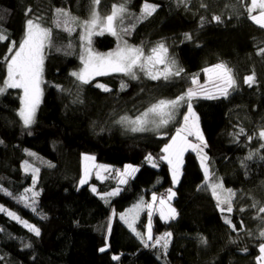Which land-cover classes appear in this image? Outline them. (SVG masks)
I'll list each match as a JSON object with an SVG mask.
<instances>
[{
  "label": "trees",
  "instance_id": "16d2710c",
  "mask_svg": "<svg viewBox=\"0 0 264 264\" xmlns=\"http://www.w3.org/2000/svg\"><path fill=\"white\" fill-rule=\"evenodd\" d=\"M120 2L101 0L100 15L110 14L112 5ZM145 3L156 6V11L137 22ZM248 6L250 0H186V4L127 0L128 11L118 30L135 27L130 34L120 31L121 40L143 48L145 54L164 43L169 58L184 71L169 80H152L137 69V79L111 74L80 84L71 73L82 68L80 24L90 18L92 0H0V31L7 36L0 41V87L7 79L5 61L18 48L26 21L51 29L41 75L43 97L34 123L29 128L22 124L19 90L0 95V189L11 194L0 191V205L40 229L37 236L0 213V264H258L259 246L264 243L260 237L264 213H258L264 207V139L259 137L264 130V55L257 52L264 48V29L248 18ZM57 9L76 18L71 25L75 31L64 30L62 17L56 26ZM214 15L221 21H214ZM90 47L95 53H108L116 49L117 40L110 34H94ZM218 63L233 69L237 87L227 98H193L191 103L207 145L211 182L236 193L231 213L227 205H222L223 212L217 207L210 189L200 188L204 172L192 151L183 154L180 179L173 183L169 163L162 157L179 120L163 129L151 123L141 132L117 123L122 116L134 119L152 103L175 99L202 84L203 70ZM248 75L255 78L251 87L244 83ZM250 153L253 158L246 160ZM85 154L117 170L131 165L137 171L121 186L114 172L104 181L91 178L80 187ZM149 155L156 167L148 165ZM24 162L39 169L35 185L22 170ZM29 188L39 193L35 210L30 201L26 207L19 199ZM116 188L117 195H106ZM169 189L175 195L165 203H172L176 218L167 223L154 215L153 240L144 242L147 205L154 196L161 201ZM27 195L31 197V192ZM138 203L144 210L134 233L119 214ZM166 232L172 234L167 249L163 240L156 244V237ZM200 237L207 243H200Z\"/></svg>",
  "mask_w": 264,
  "mask_h": 264
},
{
  "label": "snow or ice",
  "instance_id": "6c2138e0",
  "mask_svg": "<svg viewBox=\"0 0 264 264\" xmlns=\"http://www.w3.org/2000/svg\"><path fill=\"white\" fill-rule=\"evenodd\" d=\"M179 3H185L186 0H178ZM243 3V0H239ZM101 3V0H92V11L90 18L80 24V27L83 29L81 32V41L85 42L86 45L82 43V47H85V55L81 56V60L84 63V69L80 72H73L71 75L76 78L80 84H88L93 76L107 75L109 73H123L131 79H137V69L143 71L149 79L152 80H169L171 77H179L184 71L180 68L175 61V59H170L168 56V48L164 43H159L158 45L152 47L148 54H145V51L141 47L130 46L127 41H123L121 44H118L117 49L113 52L107 54L95 53L91 45V37L94 34H103L104 31H108L110 34L115 35L120 38V31H123L125 34H130L132 29L135 27V24H132L129 28H121L118 30V24L122 23L124 14L127 13V0H121L119 4H113L110 14L106 16H101L98 7ZM202 7H206L202 5ZM259 9V13L254 15L253 12ZM156 11V6L145 3L141 9L140 16L136 17V21L140 22L143 19L151 16ZM248 13V18L251 19L255 24L264 29V0H250V6L246 8ZM57 21L56 26L60 27L61 20L63 18L64 30L71 33L75 31L71 25L76 21L75 17H71L70 13L63 10H56ZM212 19L216 22L221 21L219 15H214ZM187 39H191V36L186 34ZM7 39V36L0 31V41ZM51 43V29L43 27L41 24L35 22L32 19L26 21L25 33L22 40L19 42L18 48H16L15 53L10 56V59H6L7 63V79L4 81L5 87H0V95H2L7 88H19L23 90V96L21 97V108L19 110V116L23 121L25 128L30 127L34 123L36 108L39 104L40 97V83L41 75L43 70V59H44V50L47 45ZM13 47H15V42H13ZM71 48V44L68 46ZM9 52H12L10 47ZM257 55H264V48H261ZM85 56L87 58H85ZM160 66H163L162 68ZM206 74L213 79L216 86V94L208 92L201 89L200 91L189 89L186 93L176 97L175 99H161L152 103L144 112L140 115H137L134 119H131L127 116H122L117 123L130 127L132 132H141L147 130V126L150 123L157 124V127L167 125L174 117L176 110L183 103H187L188 112L184 115V125L176 130V135L171 138L172 142L165 146L163 151L168 153L167 156L162 157L168 161L169 165L172 168V179L173 183H177L179 179V169L178 164L181 162L180 157L183 152L187 150L188 147H191L193 150L199 149L198 155L203 152V148H199V145L189 143L187 137L195 136L201 144L206 147L204 142L203 135L199 131L198 117L192 109L191 100L193 97L200 95L203 92L204 97L207 99H217L220 97L227 98L230 94V91L237 87V81L233 69L225 63H218L212 67L205 68L203 70ZM255 78L254 75H248L244 78V83L252 86ZM193 84L197 83V80L193 78ZM96 87L101 88L103 91H110L104 85L97 84ZM126 87L122 83L121 88ZM63 91V89H61ZM158 120V122H157ZM244 130L240 129V134H243ZM259 137L264 139V130L259 132ZM252 137H249L251 140ZM264 147V145H262ZM30 156H34V153H29ZM252 153H250L245 159L250 160L253 158ZM84 160H93V157L83 156ZM146 159L151 162V156L149 155ZM206 155L200 156L201 168L204 170V185L200 186L201 189L205 187L211 190V195L217 201V207L223 212L225 209L222 205H227V212L231 213L233 211L232 203L233 197L236 195L235 192L231 189L224 190L221 183L211 182V173L209 172L208 166L205 163L207 161ZM174 160L176 163H174ZM51 167L52 165L49 164ZM155 166V165H153ZM103 167V166H100ZM25 171L31 170L33 173V185L37 179L39 172L38 168L32 167L28 162L24 164ZM107 171V169H105ZM91 169L85 167L84 175L80 179V184L83 185L87 183V177L90 174ZM137 171L136 168H133L131 165H126L124 171L121 173L117 170V174L120 175V183H127L125 177L132 176ZM0 191H5L6 195H11L7 193L6 190L0 189ZM95 191V189H93ZM31 192V197L27 193ZM119 192V189L116 191L107 193V196H115ZM39 195L38 192L33 191L31 188L25 189L24 194H22L19 199L22 202H25V206H29L28 201L31 202L33 210H35L34 205L36 203L35 198ZM175 195L171 189H169L168 199L171 200ZM156 197H153L155 200ZM142 203V202H141ZM161 204H164L165 201L161 199ZM137 208L140 205L136 206ZM151 207V205H149ZM253 207H256V204H253ZM244 211V209H240ZM0 212H7V214L18 222L24 224L31 232L35 235H40V229L28 224L26 221H23L15 213L7 211L3 207H0ZM258 213H264V207H259ZM125 217L122 215L121 219ZM176 211L174 208H169L168 215L165 216L164 212H161V219H175ZM127 222V221H126ZM225 223L229 224L233 231H236L235 225L231 223V220L225 218ZM129 227L135 232V228L132 227V224H129ZM243 227V224H241ZM171 233L166 232L163 237H156V244H159L161 240L164 241L162 247L167 249L168 241L171 238ZM137 236H140L142 242L143 237L140 233H137ZM148 240H153L151 233V228L149 227L147 233ZM260 237L264 238V230H261ZM200 243L206 244L207 241L200 237ZM156 244L152 246L155 247ZM147 247L148 244L146 243ZM25 247H30V245H25ZM101 252L105 251L104 248L100 249ZM259 251L261 256L258 257V264L260 261H264V243H261L259 246ZM117 259V257H113Z\"/></svg>",
  "mask_w": 264,
  "mask_h": 264
},
{
  "label": "rangeland",
  "instance_id": "374dc122",
  "mask_svg": "<svg viewBox=\"0 0 264 264\" xmlns=\"http://www.w3.org/2000/svg\"><path fill=\"white\" fill-rule=\"evenodd\" d=\"M144 6V5H143ZM259 9H256L254 12H253V14L254 15H256V14H258L259 13ZM124 16H125V14H124ZM252 21V20H251ZM257 25V24H256ZM258 26V25H257ZM103 33H105V34H110L108 31H104ZM110 35H112V34H110ZM112 36H114L115 38H116V40H117V46H118V44H121L123 41L121 40V38H119L118 39V37L117 36H115V35H112ZM82 43L83 44H85V46H87L86 45V41L85 42H81V45H82ZM116 49H117V47H116ZM115 49V50H116ZM115 50H113V51H115ZM113 51H111V52H113ZM109 53V52H108ZM104 54H107V53H104ZM82 55H85V47H82L81 46V56ZM81 56H80V61H81V63H82V68L80 69V71H82L83 69H84V63L82 62V60H81ZM85 58H87L86 56H85ZM161 68L163 67V66H160ZM79 71V72H80ZM111 74H123V73H115V72H112V73H109V74H107V75H111ZM107 75H99V76H93L92 78H91V80L90 81H92L93 79H95V78H98V77H103V76H107ZM42 85L43 84H41L40 83V85H39V87H40V97H39V104H38V106H37V108H36V110L38 109V107H39V105L41 104V101H42V97H43V89H42ZM9 89H15V90H19L20 92H21V96H20V100H21V97L23 96V90L22 89H19V88H7L6 90H9ZM189 89H194V90H197V91H200L201 89H203V90H206V91H208V92H211V93H213V94H216V86H215V83H214V81H213V79H211L210 78V76L208 75V74H206L205 72H204V81H203V83L202 84H200V85H196V86H194V87H190V88H188L187 89V91L189 90ZM194 99H198V98H200V99H207V98H205L204 97V94H203V92H201V94L200 95H197V96H195V97H193ZM192 98V99H193ZM183 107H185L184 108V115L185 114H187V112H188V108H187V103H183V104H181V106L176 110V112H175V114H174V117H173V119L169 122V123H171V124H173V125H175L176 124V122L179 120V125H178V127H177V129L178 128H180V127H182L183 125H184V117H182V119H180V112H182V109L181 108H183ZM193 109V108H192ZM194 111V110H193ZM195 112V111H194ZM36 113V112H35ZM196 114V113H195ZM196 116H197V114H196ZM198 117V116H197ZM21 119V118H20ZM22 121V120H21ZM157 122H158V120H157ZM168 123V124H169ZM22 124H23V121H22ZM151 124V123H150ZM155 124V123H154ZM198 124H199V119H198ZM155 125H157V124H155ZM160 128H162L163 129V127H165V125H163V126H159ZM29 128V127H28ZM160 128H157V129H160ZM199 131H200V133L202 134V131H201V128H200V124H199ZM203 135V134H202ZM187 139H188V141H189V143H191V144H196V145H199V148H203V152L202 153H200L199 155H198V152H199V149H197V150H193L191 147H188L187 148V150H190V151H192L196 156H197V158H198V161L200 162V165H201V161H200V156L201 155H205V147H204V145L203 144H201L200 143V141L193 135V136H188L187 137ZM168 155V153H166V156ZM83 156H90V157H93L92 155H87V154H85V155H82L81 157H83ZM94 158V157H93ZM152 158V157H151ZM147 163H148V165L149 166H151V167H156V164L154 163V159L152 158L151 159V162H149L148 160H147ZM174 163H176V161L174 160ZM24 164H25V162L22 164V170L25 172V173H28V174H30L32 177H33V173L31 172V170H29V171H25V168H24ZM153 165H155V166H153ZM81 166H82V172H81V177H82V175H84V169H85V167H88V168H90L91 169V171H90V174L88 175V177H87V183H85V184H83V185H81L80 184V182H79V186L80 187H82V186H85V185H87V184H89L90 183V181H91V178H95V179H97L98 181H104V179L106 178V177H108V175L109 174H111V173H117V169H115L114 167H112V166H109V165H103V164H99V163H97L96 161H95V159H93V160H84L83 158H82V160H81ZM100 166H103V167H100ZM170 166V165H169ZM181 163H180V165H179V167H178V169H179V179H180V176H181V171H182V169H181ZM133 167V166H132ZM133 168H136L135 166L133 167ZM105 169H107V171L105 170ZM124 169H125V167L124 168H122V169H119V172H123L124 171ZM116 170V171H115ZM203 170V169H202ZM170 171H171V173H172V168H171V166H170ZM203 172H204V170H203ZM37 176H38V174H36ZM133 176V175H132ZM132 176H129V177H125V179L127 180L128 178H130V177H132ZM118 177H119V179H118V185L119 186H121V185H123V184H121L119 181H120V179H121V177H120V175H118ZM171 178H172V174H171ZM81 179V178H80ZM179 179H178V181H179ZM36 181H37V179H36ZM36 181H35V183H36ZM172 181H173V179H172ZM178 183V182H177ZM125 184V183H124ZM176 184V183H175ZM93 189H95V191H93ZM117 189H119V188H116V189H114V191H116ZM91 190L93 191V192H97V190H96V188L94 187V186H92L91 187ZM224 190H227V189H224ZM113 192V191H112ZM102 198H103V196L102 195H100ZM137 205H140V207L139 208H137L136 206ZM149 205H151V207H149ZM0 207H3L2 205H0ZM4 209H7V208H5V207H3ZM169 208H174L173 206H172V203L171 202H169V203H164V204H161L160 203V200H158L157 198L155 199V200H153V198L151 199V201L149 202V204L147 205V209H148V211L146 212L147 213V216H146V224L144 223V225L146 226V228H145V238H146V240H144V242H149V240H148V237H147V233H148V230H149V227L150 228H152L153 226V217H154V215H158L159 217H160V219H161V212H164V214H165V216H167L168 215V211H169ZM175 209V208H174ZM143 210H144V206H142V204L141 203H138V204H135V205H133L132 207H130L128 210H126V211H124L123 213H121V214H119V218L121 219V216L123 215L125 218L124 219H121V221L128 227V229L131 231V232H134L133 230H132V228H130L129 227V224H132V227L133 228H136V224L138 223V222H140L141 221V218H142V214H143ZM7 211H10V210H8L7 209ZM10 212H12V211H10ZM0 213H3V214H5L7 217L9 216L8 214H7V212H0ZM14 213V212H13ZM16 214V213H15ZM17 215V214H16ZM18 216V215H17ZM19 217V216H18ZM9 218L10 219H12L10 216H9ZM21 219V218H20ZM12 220H14V221H16V222H18L17 220H15V219H12ZM21 220H23V219H21ZM163 222H169L171 219H167V221L166 220H163V219H161ZM23 221H25V220H23ZM127 221V222H126ZM18 223H20V222H18ZM28 223V222H27ZM23 227H25L24 226V224H22V223H20ZM29 224V223H28ZM31 225V224H30ZM25 228H27V227H25ZM28 229V228H27ZM136 231V230H135ZM135 233V232H134ZM263 264H264V262H263Z\"/></svg>",
  "mask_w": 264,
  "mask_h": 264
},
{
  "label": "bare ground",
  "instance_id": "6f19581e",
  "mask_svg": "<svg viewBox=\"0 0 264 264\" xmlns=\"http://www.w3.org/2000/svg\"><path fill=\"white\" fill-rule=\"evenodd\" d=\"M125 15H126V13H125ZM124 17H125V16H124ZM171 123H172V122H171ZM171 123H169V124H167V125H170ZM167 125H165V126H167ZM171 125H172V124H171ZM176 130H177V129H176ZM176 130H175V131H176ZM175 135H176V132L174 133L173 136H175ZM171 141H172V140H171ZM170 143H171V142H170ZM170 143H169V144H170ZM164 155L166 156V153H164ZM165 156H164V157H165ZM166 161H167V160H166ZM167 162H168V161H167ZM180 163H181V166H180V167H181V169H182V158H181V162H180ZM168 192H169V191H168ZM166 193H167V192H166Z\"/></svg>",
  "mask_w": 264,
  "mask_h": 264
},
{
  "label": "built area",
  "instance_id": "2783aa9c",
  "mask_svg": "<svg viewBox=\"0 0 264 264\" xmlns=\"http://www.w3.org/2000/svg\"><path fill=\"white\" fill-rule=\"evenodd\" d=\"M169 196V192L165 193L161 199H163L164 201L168 199Z\"/></svg>",
  "mask_w": 264,
  "mask_h": 264
},
{
  "label": "crops",
  "instance_id": "0c3cea01",
  "mask_svg": "<svg viewBox=\"0 0 264 264\" xmlns=\"http://www.w3.org/2000/svg\"><path fill=\"white\" fill-rule=\"evenodd\" d=\"M185 151H190V150H185ZM185 151L183 152V154L185 153ZM183 154H182V156H183ZM182 156L180 157V161H181ZM179 165H180V163L178 164V167H179Z\"/></svg>",
  "mask_w": 264,
  "mask_h": 264
}]
</instances>
